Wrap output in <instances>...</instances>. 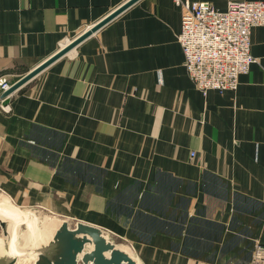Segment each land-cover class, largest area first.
I'll use <instances>...</instances> for the list:
<instances>
[{
    "label": "crops",
    "instance_id": "1",
    "mask_svg": "<svg viewBox=\"0 0 264 264\" xmlns=\"http://www.w3.org/2000/svg\"><path fill=\"white\" fill-rule=\"evenodd\" d=\"M126 1L0 0V75L18 80ZM182 11L136 0L13 91L0 190L112 230L146 264H250L264 239V25L238 87L204 93Z\"/></svg>",
    "mask_w": 264,
    "mask_h": 264
},
{
    "label": "built area",
    "instance_id": "2",
    "mask_svg": "<svg viewBox=\"0 0 264 264\" xmlns=\"http://www.w3.org/2000/svg\"><path fill=\"white\" fill-rule=\"evenodd\" d=\"M174 1L183 8L178 39L185 54L184 64L196 86L204 93L212 88L236 89L240 75L248 72L257 60L251 35L254 26L264 25V0H230L224 10L207 0ZM15 81L0 75V106L8 112L11 93L2 94ZM191 154L194 156L195 150ZM103 230L111 239L115 238V232ZM126 243L136 251L132 242ZM250 264H264V239L255 240Z\"/></svg>",
    "mask_w": 264,
    "mask_h": 264
},
{
    "label": "water",
    "instance_id": "3",
    "mask_svg": "<svg viewBox=\"0 0 264 264\" xmlns=\"http://www.w3.org/2000/svg\"><path fill=\"white\" fill-rule=\"evenodd\" d=\"M136 0H127L113 12L84 30L70 42L60 47L51 56L46 58L35 68L27 72L14 82L2 95H8L19 88L23 83L49 65L58 57L75 47L80 41L88 37L107 21L120 13ZM20 216L16 215L14 223L0 220L6 254L0 256V264H16L18 258L24 255H37L34 264H146L127 243L121 248L104 235V230L98 225L85 221H78L71 226L68 219H59V223L49 239L37 238V247L24 249L18 244L22 225L28 222L31 215L29 210L14 205ZM28 213V214H27ZM27 214V215H26ZM92 244L90 248L88 245ZM110 251V254H107ZM132 255H131V254ZM80 254H82L80 256ZM136 256H135V255Z\"/></svg>",
    "mask_w": 264,
    "mask_h": 264
},
{
    "label": "bare ground",
    "instance_id": "4",
    "mask_svg": "<svg viewBox=\"0 0 264 264\" xmlns=\"http://www.w3.org/2000/svg\"><path fill=\"white\" fill-rule=\"evenodd\" d=\"M14 205L15 203L12 200H10L8 196L5 197V195L0 194V220L3 219V220L11 221V223L15 222V220L17 219L16 215L20 216V214L18 213V210L17 208L14 207ZM59 219L60 218L58 217H52L50 215L49 216L44 215L42 217H40V215L38 214H33V216L30 215L28 218V222L20 230V237L18 239V244L24 249L36 248L38 244L37 238L39 239L44 238L46 240L51 238V236L53 235L59 223ZM104 235L107 238L111 237L106 233H104ZM3 238L5 237L1 233L0 234V256H4L6 254L3 250L7 247V245L4 243ZM111 240L117 246L125 249V247L122 245L124 242H116L113 239ZM88 246L91 248L93 245L90 244ZM107 254H110V251H107ZM81 255L82 254H80V256ZM26 256H33L37 258V255L35 254L34 255H24L20 257H26Z\"/></svg>",
    "mask_w": 264,
    "mask_h": 264
},
{
    "label": "rangeland",
    "instance_id": "5",
    "mask_svg": "<svg viewBox=\"0 0 264 264\" xmlns=\"http://www.w3.org/2000/svg\"><path fill=\"white\" fill-rule=\"evenodd\" d=\"M0 194L1 195H5V197L7 196L5 192H3L2 190H0ZM26 210H29L31 212V216H33V214H38L40 215V217L42 216H55L52 212H49L47 209L45 208H39L37 207H32L30 206L29 208H27ZM26 224H23L22 226H25ZM73 225V224H72ZM2 233V228L0 225V234ZM116 242H124L126 243V240H124L123 238L117 237L115 236V238L113 239ZM36 258L33 256H26V257H20L17 264H34Z\"/></svg>",
    "mask_w": 264,
    "mask_h": 264
}]
</instances>
